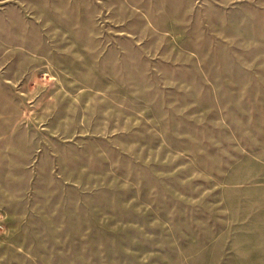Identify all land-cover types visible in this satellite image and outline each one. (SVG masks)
<instances>
[{
    "label": "rangeland",
    "instance_id": "rangeland-1",
    "mask_svg": "<svg viewBox=\"0 0 264 264\" xmlns=\"http://www.w3.org/2000/svg\"><path fill=\"white\" fill-rule=\"evenodd\" d=\"M0 264H264V0H0Z\"/></svg>",
    "mask_w": 264,
    "mask_h": 264
}]
</instances>
